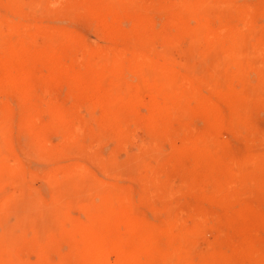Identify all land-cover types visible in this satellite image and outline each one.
Listing matches in <instances>:
<instances>
[{
	"label": "rangeland",
	"instance_id": "1",
	"mask_svg": "<svg viewBox=\"0 0 264 264\" xmlns=\"http://www.w3.org/2000/svg\"><path fill=\"white\" fill-rule=\"evenodd\" d=\"M193 1L0 0V264H264V0Z\"/></svg>",
	"mask_w": 264,
	"mask_h": 264
},
{
	"label": "bare ground",
	"instance_id": "2",
	"mask_svg": "<svg viewBox=\"0 0 264 264\" xmlns=\"http://www.w3.org/2000/svg\"><path fill=\"white\" fill-rule=\"evenodd\" d=\"M196 1L197 0H195V1H193L192 3H196ZM185 3H187L186 1H184ZM189 4H183L180 8H178L177 10H173V13H176V14H179V13H181L182 12V10L185 8V7H187ZM124 16V15H123ZM122 16V17H123ZM177 16V15H176ZM126 18V17H125ZM131 18V17H130ZM129 18V19H130ZM123 20V19H122ZM132 20V19H131ZM117 21V20H116ZM132 22V21H131ZM140 22V21H139ZM136 24V23H135ZM138 24V23H137ZM142 27V26H141ZM137 29V28H136ZM74 79V78H73ZM20 80V79H19ZM76 82V81H75ZM13 83V82H12ZM19 84V83H18ZM79 84V83H78ZM17 86V85H16ZM15 86V87H16ZM81 86V85H80ZM18 87V86H17ZM20 87V86H19ZM88 87V86H87ZM92 90V89H91ZM82 95V94H81ZM86 96V95H85ZM98 97V95L96 96V98ZM83 98V97H82ZM95 98V99H96ZM85 100H87V99H85ZM98 100V99H97ZM98 105V104H97ZM153 111V110H152ZM154 112V111H153ZM57 119V118H56ZM123 120V119H122ZM121 119H120V121H122ZM117 121V120H116ZM114 123V122H113ZM121 218V217H120ZM115 219H116V217H115ZM117 219H119V218H117ZM117 219H116V222H117ZM114 220V219H113ZM115 222V221H114ZM119 222V221H118ZM121 222H123V221H121ZM116 224V223H115ZM118 224V223H117ZM130 225V224H129ZM119 226V225H118ZM117 232H118V230H117ZM127 232V231H126ZM123 233V232H122ZM128 233V232H127ZM190 235V234H189ZM194 235H195V233H194ZM120 236V235H119ZM125 236V235H124ZM184 236H187V235H184ZM183 236V237H184ZM183 239L185 240V242L183 241ZM182 239V247H183V249H184V255H186L187 253L186 252H189V248L188 247H190V245L191 244H189V246H188V242L186 241V239H188V238H183ZM190 239V238H189ZM100 240V239H99ZM99 240H97L98 242H99ZM102 240V239H101ZM123 240V239H122ZM121 240V241H122ZM194 240H195V238H194ZM191 241V240H190ZM96 242V241H95ZM106 242V241H105ZM187 242V243H186ZM87 243V242H86ZM104 243V241L102 242V243H100L99 242V245L100 244H102L103 246L104 245H106L105 243ZM189 243H191V242H189ZM96 246L98 245L97 243L95 244ZM192 245H193V243H192ZM85 246H87V244L85 245ZM90 246V245H89ZM88 246V247H89ZM96 246H95V248H96ZM108 246H109V244H108ZM83 247V246H82ZM87 247V248H88ZM84 248V247H83ZM86 249V248H85ZM98 249V248H97ZM105 246H104V248H103V250H98L97 252L98 253H94V250H93V254H95L93 257H91V258H89V259H91V262H90V260H89V262L87 263V264H110V263H108V261H109V255H108V248L107 249H105ZM111 250H112V247L110 248ZM87 250V249H86ZM85 250V251H86ZM89 250V249H88ZM107 250V251H106ZM139 251V250H138ZM96 252V251H95ZM132 252L134 253L135 251H133V249H132ZM119 253V252H118ZM121 253V252H120ZM136 253V252H135ZM135 253L134 254H131V257L130 256H127V257H129V259L131 258V259H133V256L135 255ZM139 253V252H138ZM137 253V254H138ZM141 253V252H140ZM84 256H86L85 254H84ZM137 255H135V257H136ZM168 256H170V259L171 258H174L175 256H176V259H174V260H176V261H173V262H171V260H168L167 259V261H164L165 262V264H183V262H184V260H186V258L185 257H182V256H180V257H178L177 256V254H176V250H174L170 255H168ZM120 257H121V259H123L124 257H125V255H123L122 253H121V255H120ZM119 257V258H120ZM135 257H134V259H135ZM140 257V256H139ZM138 258V257H137ZM129 259H125V260H129ZM84 261H85V259H83ZM119 260V259H118ZM83 261V262H84ZM130 261V260H129ZM133 261V260H132ZM128 262V261H127ZM135 262V261H134ZM125 263H126V261H125ZM132 263V262H131ZM83 264V263H82ZM117 264H120V262L119 263H117Z\"/></svg>",
	"mask_w": 264,
	"mask_h": 264
}]
</instances>
